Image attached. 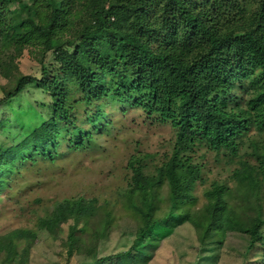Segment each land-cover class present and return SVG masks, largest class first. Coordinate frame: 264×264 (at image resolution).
<instances>
[{"label": "rangeland", "instance_id": "1", "mask_svg": "<svg viewBox=\"0 0 264 264\" xmlns=\"http://www.w3.org/2000/svg\"><path fill=\"white\" fill-rule=\"evenodd\" d=\"M88 1L69 0L72 11L53 32L68 54L75 46L64 40H73L90 20L85 7ZM213 1L185 0L195 9L215 6L220 20H233L232 0L215 5ZM237 1L244 17H250L258 4V0ZM26 4L36 6L35 17L29 15ZM154 12L155 8L149 14ZM0 13L4 20L0 31V152L9 153L0 170V264H264V176L259 175L254 195L233 175L244 162L258 166L264 161V103L250 102L264 82L246 71L241 82L233 83L221 96L248 122L241 142L235 138L237 154L194 144L181 159L197 165L198 175L186 192L188 197L174 201L169 179L164 175L157 180L159 167L170 158L176 141L173 122L133 103L130 95L121 93L124 98L117 100L112 95L117 86L110 76L89 90L94 94L93 90L109 88L90 103L84 100L91 95H84L73 81L65 82L68 113L56 118L55 137L45 151L23 145L34 129L54 117L52 96L32 81L15 96L8 98L7 94L21 75L62 79L61 52L52 49L44 54V41L32 33L35 28L30 22L46 23L51 16L48 0H0ZM7 31L20 35L5 41ZM172 32L171 41L166 31L159 33L151 48L179 46L182 37L193 35L181 25ZM17 148L22 154H16ZM135 167L155 177L149 209L143 202L144 192L134 182ZM214 184L227 186L225 204L238 218L259 222L254 244L239 224L237 230L220 234L211 228L203 236L205 219L198 226L192 223L205 208L207 192ZM78 201L83 202L82 210L76 206L68 210V203ZM147 212L154 225L139 236ZM42 219H48L43 228L39 226ZM14 230L25 233L8 241L7 234Z\"/></svg>", "mask_w": 264, "mask_h": 264}, {"label": "trees", "instance_id": "2", "mask_svg": "<svg viewBox=\"0 0 264 264\" xmlns=\"http://www.w3.org/2000/svg\"><path fill=\"white\" fill-rule=\"evenodd\" d=\"M48 1L51 16L46 23L32 18L35 17L32 15L36 10L34 4H26V7L34 19L30 22L35 28L33 36L39 35L45 43L44 54L52 49L58 54L61 52L58 59L61 61L59 71L63 78L43 74L38 80L21 75L15 89L8 92L7 97L11 98L27 83L38 82L40 88L51 93L56 109L54 117L34 129L24 139L23 145L32 144L45 151L47 144L53 140V133L58 127L56 118L68 113L65 82L73 81L84 91V95H91L84 100L90 103L103 97L102 92L109 88H98V91L93 90L94 94L89 90L102 77L110 76L117 86L112 93L117 100L124 98L121 93L127 97L130 95L133 103L173 122L176 141L170 158L159 167L157 180L164 175L169 179L174 201L188 197L186 192L198 175L197 165L189 161L184 163L181 159L194 144H204L217 153L237 154L239 146L235 138H240L241 142L248 122L244 114L235 112L220 99L233 83L241 82L243 72L252 71L255 77L264 82V0H258L257 8L250 17H244L238 1L232 0L234 18L229 21L220 20V11L215 6L195 9L185 0H90L85 4L90 20L83 23L73 40H64L66 45L75 46L71 54L63 51V41L53 36L57 24L72 11L69 0L66 4L65 0ZM220 1L225 0H214L213 5ZM153 8L155 12L149 14ZM3 24L4 20L0 18V31H3ZM179 25L186 33L193 31L191 38L182 37L184 42L181 45L169 49L151 48V43L161 32L166 31L167 40L171 41L174 38L172 30ZM18 35L20 33L17 31H7L3 38L13 41ZM250 102L264 103V87ZM99 115L100 112L95 114V119ZM15 152L22 154L21 148L15 149ZM8 154L0 152V170ZM134 169V182L144 192L143 202L149 209V191L156 183L155 177L144 175L142 167ZM233 175L240 179V186L247 187L250 194L255 195L258 177L264 176V161L261 160L258 166L244 162ZM225 192L226 185L214 184L207 192L209 200L205 208L198 217L191 219L192 223L198 226L201 218L205 219L203 236L211 228L222 234L237 230L236 224H239L254 244L258 239L259 222L238 218L227 208ZM67 205L71 212L75 206L77 210L84 208L82 201ZM146 216L139 236L146 234L154 225L151 214L147 212ZM47 220L42 219L39 226L45 227ZM24 233L14 230L7 234V239L11 241L13 236Z\"/></svg>", "mask_w": 264, "mask_h": 264}]
</instances>
